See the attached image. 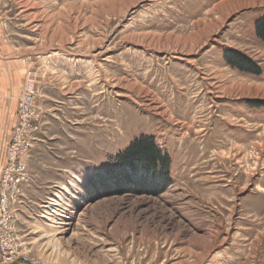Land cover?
Masks as SVG:
<instances>
[{
	"label": "rangeland",
	"instance_id": "rangeland-1",
	"mask_svg": "<svg viewBox=\"0 0 264 264\" xmlns=\"http://www.w3.org/2000/svg\"><path fill=\"white\" fill-rule=\"evenodd\" d=\"M263 14L264 0H0V51L25 69L17 102L31 89L41 113L15 205L22 252L42 264H264ZM143 135L169 158L168 182L87 193Z\"/></svg>",
	"mask_w": 264,
	"mask_h": 264
},
{
	"label": "built area",
	"instance_id": "built-area-1",
	"mask_svg": "<svg viewBox=\"0 0 264 264\" xmlns=\"http://www.w3.org/2000/svg\"><path fill=\"white\" fill-rule=\"evenodd\" d=\"M40 119L35 93L27 88L19 98L18 124L6 147L7 162L0 176V264H42L36 257L22 252L14 228L15 205L29 180L31 137Z\"/></svg>",
	"mask_w": 264,
	"mask_h": 264
},
{
	"label": "trees",
	"instance_id": "trees-1",
	"mask_svg": "<svg viewBox=\"0 0 264 264\" xmlns=\"http://www.w3.org/2000/svg\"><path fill=\"white\" fill-rule=\"evenodd\" d=\"M255 31L264 42V14L257 19ZM225 58L230 65L241 71L259 74V68L246 55L238 51L226 52ZM116 159L121 166L105 167L97 172L96 177H90L88 186L93 189L90 191L89 187L87 193L117 186H123L126 190L137 187L160 189L168 182L170 160L151 136L143 135L134 139L124 152L116 156ZM109 176L113 178L110 179ZM112 181L116 183L114 186H111Z\"/></svg>",
	"mask_w": 264,
	"mask_h": 264
},
{
	"label": "crops",
	"instance_id": "crops-1",
	"mask_svg": "<svg viewBox=\"0 0 264 264\" xmlns=\"http://www.w3.org/2000/svg\"><path fill=\"white\" fill-rule=\"evenodd\" d=\"M22 60L11 51H0V176L7 162V138L17 122V97L24 81Z\"/></svg>",
	"mask_w": 264,
	"mask_h": 264
},
{
	"label": "bare ground",
	"instance_id": "bare-ground-1",
	"mask_svg": "<svg viewBox=\"0 0 264 264\" xmlns=\"http://www.w3.org/2000/svg\"><path fill=\"white\" fill-rule=\"evenodd\" d=\"M150 102H148L149 104H146V106H147V108H150L152 111H154L156 115H158V116L159 115L160 116H164L165 114H167V112H168L167 110H162V109H164V106L163 105H160V103H158L157 101H153L151 103ZM168 121L171 122V123H173V124L180 123V121H176V120H174L172 118L171 119H168Z\"/></svg>",
	"mask_w": 264,
	"mask_h": 264
}]
</instances>
